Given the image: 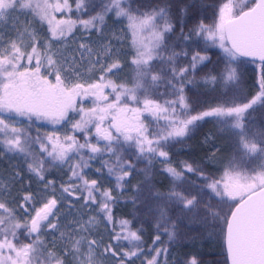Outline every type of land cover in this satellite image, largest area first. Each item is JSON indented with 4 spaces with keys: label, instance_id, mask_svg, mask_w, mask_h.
I'll list each match as a JSON object with an SVG mask.
<instances>
[{
    "label": "snow or ice",
    "instance_id": "obj_1",
    "mask_svg": "<svg viewBox=\"0 0 264 264\" xmlns=\"http://www.w3.org/2000/svg\"><path fill=\"white\" fill-rule=\"evenodd\" d=\"M0 264H264V0H0Z\"/></svg>",
    "mask_w": 264,
    "mask_h": 264
},
{
    "label": "trees",
    "instance_id": "obj_2",
    "mask_svg": "<svg viewBox=\"0 0 264 264\" xmlns=\"http://www.w3.org/2000/svg\"><path fill=\"white\" fill-rule=\"evenodd\" d=\"M209 128L210 127H212L211 125H209L208 126ZM208 129L206 128L205 129V131H207ZM177 157L179 158V159H185V158H187L186 157V154L185 153H183V152H177ZM158 180L159 181H163V183L164 184H167V180H164V179H162L161 177H158ZM126 199V198H125ZM130 205L128 206V207H124L123 206V203L121 204V209L123 210V211H125V212H127L128 210H130ZM206 255H207V257H208V259H209V261H212L213 259H215L217 256H218V253H205Z\"/></svg>",
    "mask_w": 264,
    "mask_h": 264
},
{
    "label": "rangeland",
    "instance_id": "obj_3",
    "mask_svg": "<svg viewBox=\"0 0 264 264\" xmlns=\"http://www.w3.org/2000/svg\"><path fill=\"white\" fill-rule=\"evenodd\" d=\"M237 2L239 3L240 0H237ZM159 167V165H158ZM162 179H164L163 177H161ZM203 251L205 253H219V249L217 247H215L213 244L210 243H205Z\"/></svg>",
    "mask_w": 264,
    "mask_h": 264
}]
</instances>
